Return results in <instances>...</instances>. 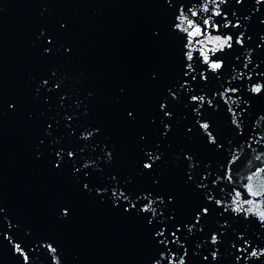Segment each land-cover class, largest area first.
<instances>
[{
	"label": "water",
	"instance_id": "water-1",
	"mask_svg": "<svg viewBox=\"0 0 264 264\" xmlns=\"http://www.w3.org/2000/svg\"><path fill=\"white\" fill-rule=\"evenodd\" d=\"M261 213L264 0H0V264H264Z\"/></svg>",
	"mask_w": 264,
	"mask_h": 264
},
{
	"label": "snow or ice",
	"instance_id": "snow-or-ice-1",
	"mask_svg": "<svg viewBox=\"0 0 264 264\" xmlns=\"http://www.w3.org/2000/svg\"><path fill=\"white\" fill-rule=\"evenodd\" d=\"M215 14H216V15H221L220 12H216ZM193 15H195V13H193ZM175 27H176V28H179L180 26L177 24V25H175ZM199 31H200V29L197 28V29H196V32H199ZM188 34H189V35H192L193 33H192V32H189ZM231 40H232V37H231V36L227 37L226 40H225V43L228 44V47H231V46H232L230 43H228V41H231ZM236 43H242V41L238 39V40L236 41ZM188 58H189V59H192V57H191L190 54L188 55ZM204 59H205V62L207 63V62H208V57L205 56ZM210 67H211L212 69H214V70H215V69H220V68H221V63H219V62H213V63L210 64ZM44 83L46 84L47 81H44ZM55 86L58 87V85H55ZM254 91L257 92V93H259V92L262 91V88L259 87V86H257V87L254 88ZM161 108H162V110H163V106H161ZM167 114H168L167 111H165V112H164V115H167ZM129 116H131V113H129ZM68 119L70 120L71 117H68ZM165 127H167V125H165ZM205 127H207V126H205ZM90 134H91V133H90ZM67 155H68V157H71L73 154H72L71 152H68ZM147 159H148V161H151V162H147V163L144 162V163H143V164H144V167H145V168H149V169H151V168L153 167V163H154V160L152 159L151 154H149V155L147 156ZM155 159L158 160L159 157L157 156V157H155ZM76 171L78 172L79 169H77ZM249 179H251V178H249ZM87 187H88V185L85 184V185H84V188L86 189ZM98 191H99V190H98ZM248 191H249V192L251 193V195L254 196V197L260 195V193L255 192V191H252L250 186H249V188H248ZM113 195H115V193H113ZM122 195H123V194H122ZM125 199H127V197H125ZM248 202L251 203V201H248ZM135 207H136L135 204H130L128 207L125 208V211H128L129 209H134ZM205 211H207V209H205ZM237 211H238V210H237ZM67 214H68V211H67V209H65V215H67ZM261 215L264 216V213H261ZM197 216H199V213H197ZM149 223H151L150 220H149ZM161 234H162V233H159V232L156 233L157 236H159V235H161ZM4 239H8L9 242H11L10 238H9L7 235L4 236ZM161 243H162V242H161ZM213 243H215V236H213ZM17 250H19V246H18V245H17ZM211 254H212L213 259H215V253H211ZM160 255H163V252H162ZM251 255H252V256H257V253H256V252H252ZM205 259H207V257H205ZM25 260H27V257H25ZM156 264H159V261H156ZM180 264H183V259H182V258H181Z\"/></svg>",
	"mask_w": 264,
	"mask_h": 264
}]
</instances>
